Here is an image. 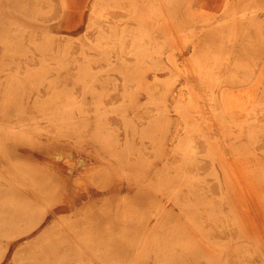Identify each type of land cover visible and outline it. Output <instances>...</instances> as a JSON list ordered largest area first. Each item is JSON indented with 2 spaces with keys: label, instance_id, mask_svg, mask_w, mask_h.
<instances>
[{
  "label": "rangeland",
  "instance_id": "rangeland-1",
  "mask_svg": "<svg viewBox=\"0 0 264 264\" xmlns=\"http://www.w3.org/2000/svg\"><path fill=\"white\" fill-rule=\"evenodd\" d=\"M92 1L83 0L79 23L49 0L21 6L37 14L33 19L0 17V90L14 96L8 92L0 120L31 117L20 113L27 104L13 105L25 101L31 88L85 93L90 104L69 109L68 118L95 111L106 146L136 164L112 167L123 190L118 201H137L138 173L144 171L148 196L164 207L155 216L151 201L120 211L113 202H98L79 213L80 221L92 211L112 217L110 224L92 226L104 246L90 251L86 264H174L166 253L195 251L212 264H264V0H108L91 9ZM219 62L225 63L221 76ZM170 92L182 95L174 102ZM44 102L46 115L37 117L47 119L56 112L47 106L50 97ZM45 121L25 127L32 129L29 142ZM80 126L75 123L72 132ZM90 132L81 138L84 146L93 140ZM48 148L77 158L66 145ZM228 160L247 180L252 225L226 188ZM106 170L102 164L99 172ZM92 179L79 182V194L92 187ZM72 221L57 219L42 242L63 233L87 244L82 233L74 235Z\"/></svg>",
  "mask_w": 264,
  "mask_h": 264
},
{
  "label": "bare ground",
  "instance_id": "bare-ground-1",
  "mask_svg": "<svg viewBox=\"0 0 264 264\" xmlns=\"http://www.w3.org/2000/svg\"><path fill=\"white\" fill-rule=\"evenodd\" d=\"M101 1L108 2V0H93L90 3V8H94L95 3ZM38 2L39 0H6L5 5L0 6V17L13 18V15L17 14L18 19H33L37 14L30 11L26 12L23 8L24 5H34ZM54 2L63 5L65 17L71 18L76 15L77 23L82 19L83 0H49L48 3L53 5ZM88 17L89 19L93 18L91 12ZM15 65L18 70L21 69L19 62H16ZM224 69L225 63L219 62L217 75L221 76ZM24 70L27 71L29 68ZM95 75L94 78L97 76ZM152 75L154 76V74ZM5 78L7 77L5 76ZM190 80L193 88L199 91L201 87L197 85L196 81L198 80L195 77H191ZM26 91L25 101L19 99L13 105L22 107L27 104L26 109H20V113L24 112L23 115H25L28 112L31 117L28 120L21 118L9 120L5 117V119L0 120V229H11L6 233L0 232V252L3 259L0 264H17L19 259L23 261L21 264H82L84 262L86 264L89 260V252H97L100 246H104V241H100L102 237H95L96 232L99 231L92 229V226L102 227L105 224H110L109 217L111 216H109L110 214L92 211L89 217L87 216L80 221V218H77L79 213L91 209L98 202L101 203L100 206H103L105 202H113L116 209L120 211L127 204L132 208L140 209L147 201H151L155 216L160 215L164 211V207L160 200L148 196L147 187L143 184V180L146 181L144 171L138 173L140 177L138 179H142V183L141 181L138 183L137 201L125 202V204L123 201H118V196L123 190L121 183H117L116 176H113L112 167L136 164L132 163L133 160L118 158L114 151L106 146V140L103 139L101 133L102 129L99 130L98 128L95 111L88 110L85 115L83 114L76 120L71 121L68 118L69 109L81 107L84 103L90 104L85 93L76 95L69 89L62 88L50 91L49 88L44 87L40 89L31 88ZM8 92L11 91L0 90L1 110L8 103L6 100ZM170 93L172 94H168L174 102L179 100L180 95H182L179 93L176 96L173 92ZM199 93L201 92L199 91ZM10 94L13 96L12 93ZM199 96L201 97L200 94ZM48 97L54 104L51 102L52 104H47V106H50V110L53 108L56 113L54 112L55 114L51 115V118H38L37 116L44 114L42 111L45 109L42 104H45L44 100ZM92 97L93 95L90 100ZM226 99L227 105L230 107L232 101L228 97ZM221 103L226 106L223 96ZM64 106H67V112L62 110ZM40 120L45 121L39 127L41 132L37 134L35 142H29L28 132L32 129H24L27 126L36 127ZM75 123H80L81 128L74 133L71 127ZM261 125L263 122L257 124V126ZM89 130H91L90 135L93 134L94 137L93 140H86L84 146L81 144V138ZM193 143L194 145L197 144V140ZM53 144L66 145L68 148L75 149L77 158L71 156L70 153L58 152L54 154L48 148L49 145ZM82 155H84L83 158H81ZM231 162L227 161L228 165L225 170L226 188L233 199L238 202L242 211L245 212L248 223L252 225L254 213L248 206V197L251 198L248 194L251 195V193L248 191V187L245 188V181L247 183V180L239 172V167L234 166ZM102 164L107 165V170L99 172ZM158 171L157 169L153 177L150 178L152 182L156 181ZM91 177L93 178L90 183L92 187L83 194H79L76 186L80 181ZM130 192L129 187L124 189L126 196ZM61 218L68 220L74 218V221L71 222L74 223L72 226L75 229L73 233L75 236L82 233L88 241H86L87 244L80 246L73 243L69 238L70 236L63 233L55 235L49 242H42L41 234L52 229L54 222ZM83 241L85 240L83 239ZM17 255L19 256L18 262L16 261ZM164 256L166 259L173 260L174 264H198L201 261L203 264H212L208 258L196 251L190 254L169 252ZM91 263L93 264V262Z\"/></svg>",
  "mask_w": 264,
  "mask_h": 264
}]
</instances>
